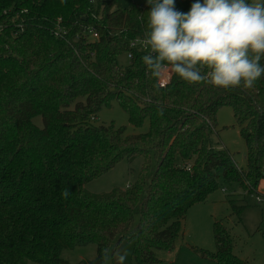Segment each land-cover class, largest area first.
<instances>
[{"label": "trees", "instance_id": "obj_1", "mask_svg": "<svg viewBox=\"0 0 264 264\" xmlns=\"http://www.w3.org/2000/svg\"><path fill=\"white\" fill-rule=\"evenodd\" d=\"M194 2L174 0V7L187 13ZM150 10L120 0H0V264H70L62 251L87 244L97 246V256L79 264H104L105 248L112 264L125 253L123 264H160L155 250L175 248L189 208L216 191L220 177L258 192L264 74L253 88L229 91L172 72L161 87L142 62L148 53L130 48L143 38ZM87 28L96 40L83 35ZM129 51L122 66L118 58ZM114 102L132 125L148 119V130L93 125ZM222 106L232 108L245 140L244 169L212 141ZM38 115L43 126L33 121ZM137 156L144 163L133 184L105 193L85 188ZM214 239L216 251L202 257L249 264L220 221Z\"/></svg>", "mask_w": 264, "mask_h": 264}, {"label": "rangeland", "instance_id": "obj_2", "mask_svg": "<svg viewBox=\"0 0 264 264\" xmlns=\"http://www.w3.org/2000/svg\"><path fill=\"white\" fill-rule=\"evenodd\" d=\"M96 3L99 0H92ZM124 6L135 3L148 5L147 0H120ZM254 3L257 0H253ZM123 66L129 62L127 54L118 58ZM75 104L71 105L73 109ZM217 129L212 141L217 146L225 147L233 156L239 168L246 167V143L240 134L233 110L230 106H222L216 113ZM34 123L43 126L40 115L33 118ZM93 125L125 126V134L145 133L149 128L148 119L137 127L129 122L128 114L114 102L110 107H103L95 118ZM144 163L143 156H137L133 161L123 159L113 168L97 178L88 181L85 188L92 193H105L113 188H126L139 177ZM260 196L262 202L256 201ZM220 221L230 232L234 253L249 264H264V180L257 193H247L240 185L226 182L219 178V187L201 203L192 205L184 221L183 231L176 240L175 248L170 251L155 250L156 256L162 260L160 264H218L210 257H202V253L216 251L214 239V223ZM97 256V246L87 244L73 249H64L61 257L70 264L92 261ZM25 264H41L26 260ZM104 264H112L111 249L109 259ZM131 264H138L133 261Z\"/></svg>", "mask_w": 264, "mask_h": 264}, {"label": "clouds", "instance_id": "obj_3", "mask_svg": "<svg viewBox=\"0 0 264 264\" xmlns=\"http://www.w3.org/2000/svg\"><path fill=\"white\" fill-rule=\"evenodd\" d=\"M147 3L143 45L151 52L141 59L153 77L170 66L184 81L231 91L253 88L264 74V0H195L187 13L177 11L174 0ZM61 195L66 199L69 192ZM103 251L107 261L109 249Z\"/></svg>", "mask_w": 264, "mask_h": 264}, {"label": "built area", "instance_id": "obj_4", "mask_svg": "<svg viewBox=\"0 0 264 264\" xmlns=\"http://www.w3.org/2000/svg\"><path fill=\"white\" fill-rule=\"evenodd\" d=\"M61 29H58L57 31H55L56 35L60 34ZM66 31H63L62 34L65 35ZM83 35L86 36V38L90 41L96 40L98 38V34L95 32V30L93 28H87L84 32ZM130 48L132 50H139V51H144L147 53L151 52V48L150 47H145L143 45V38H136L134 39L131 44H130ZM127 56L129 59L132 58V51H129L127 53ZM172 70L171 67L169 66V68L167 70H165L161 76L159 77V85L161 87H165L167 85V83L170 81L171 76H172ZM256 201L257 202H262V199L260 196H256Z\"/></svg>", "mask_w": 264, "mask_h": 264}]
</instances>
